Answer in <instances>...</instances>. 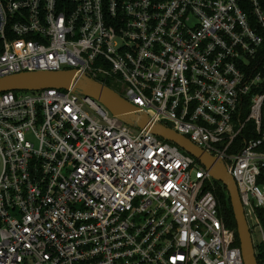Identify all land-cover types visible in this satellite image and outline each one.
Listing matches in <instances>:
<instances>
[{"label":"built area","instance_id":"built-area-1","mask_svg":"<svg viewBox=\"0 0 264 264\" xmlns=\"http://www.w3.org/2000/svg\"><path fill=\"white\" fill-rule=\"evenodd\" d=\"M263 38V0H0V78L72 69L113 88L223 161L258 247ZM216 183L89 96L0 93V264H244Z\"/></svg>","mask_w":264,"mask_h":264},{"label":"water","instance_id":"water-1","mask_svg":"<svg viewBox=\"0 0 264 264\" xmlns=\"http://www.w3.org/2000/svg\"><path fill=\"white\" fill-rule=\"evenodd\" d=\"M46 88L71 90L74 93L89 96L105 106L114 117L125 124L133 128L149 129L152 134L170 141L198 160L209 171L210 176L226 189L244 264H259L237 185L222 160L208 154L189 138L171 128L151 122L144 111L129 103L113 88L76 70L21 72L0 78V93L37 91Z\"/></svg>","mask_w":264,"mask_h":264},{"label":"trees","instance_id":"trees-1","mask_svg":"<svg viewBox=\"0 0 264 264\" xmlns=\"http://www.w3.org/2000/svg\"><path fill=\"white\" fill-rule=\"evenodd\" d=\"M263 6H264V0H263ZM255 65L257 66L258 70H264V38H263V43L261 45V48L256 56ZM247 103L248 101L246 100V104ZM246 115H247V111H245L243 116L245 117ZM252 126L253 124L249 122L248 127H247V132L243 134L242 138H250V137L256 136L254 132H251ZM214 194L216 196V199H217V202L220 208V213L222 214L226 225L229 228L236 230L235 219L233 216V211L231 208L229 196L226 192V189L219 183H216L215 188H214ZM259 217L261 219V222L264 228V217L260 210H259ZM236 243L239 245L237 234H236ZM256 256H257L258 263L261 264L264 261V246L256 247Z\"/></svg>","mask_w":264,"mask_h":264},{"label":"rangeland","instance_id":"rangeland-1","mask_svg":"<svg viewBox=\"0 0 264 264\" xmlns=\"http://www.w3.org/2000/svg\"><path fill=\"white\" fill-rule=\"evenodd\" d=\"M117 90H119V88H117ZM181 151H183L182 149H180ZM254 240L256 241L257 240V236L256 234H254Z\"/></svg>","mask_w":264,"mask_h":264}]
</instances>
